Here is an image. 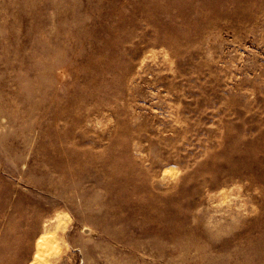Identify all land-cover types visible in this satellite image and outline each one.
I'll use <instances>...</instances> for the list:
<instances>
[{
	"label": "rangeland",
	"instance_id": "1",
	"mask_svg": "<svg viewBox=\"0 0 264 264\" xmlns=\"http://www.w3.org/2000/svg\"><path fill=\"white\" fill-rule=\"evenodd\" d=\"M0 264H264V0H0Z\"/></svg>",
	"mask_w": 264,
	"mask_h": 264
},
{
	"label": "bare ground",
	"instance_id": "2",
	"mask_svg": "<svg viewBox=\"0 0 264 264\" xmlns=\"http://www.w3.org/2000/svg\"><path fill=\"white\" fill-rule=\"evenodd\" d=\"M47 241H48V240H47ZM52 242H53V241H52ZM50 243H51V242H50ZM39 245H40V248H41V249H44V248H43V246H44V240H41V241L39 242ZM46 246H47V245H46ZM40 253H42L41 250H40Z\"/></svg>",
	"mask_w": 264,
	"mask_h": 264
}]
</instances>
